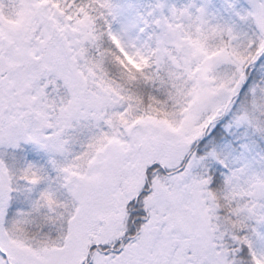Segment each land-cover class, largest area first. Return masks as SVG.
I'll return each instance as SVG.
<instances>
[{
  "label": "snow or ice",
  "instance_id": "1",
  "mask_svg": "<svg viewBox=\"0 0 264 264\" xmlns=\"http://www.w3.org/2000/svg\"><path fill=\"white\" fill-rule=\"evenodd\" d=\"M0 264H264V0H0Z\"/></svg>",
  "mask_w": 264,
  "mask_h": 264
}]
</instances>
